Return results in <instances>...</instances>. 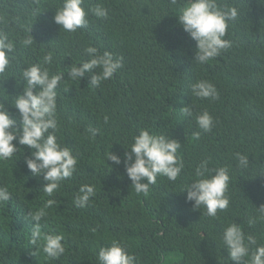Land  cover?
Returning <instances> with one entry per match:
<instances>
[{"label": "trees", "instance_id": "1", "mask_svg": "<svg viewBox=\"0 0 264 264\" xmlns=\"http://www.w3.org/2000/svg\"><path fill=\"white\" fill-rule=\"evenodd\" d=\"M218 2L237 9L224 37L230 46L200 64L196 42L177 23L186 0H84L86 11L103 3L109 15L89 13L75 32L54 21L62 0H0V32L14 43L10 65L0 73V104L16 115L12 98L22 93V71L30 65L62 72L56 135L79 156L78 171L53 197L44 195L43 177L27 168L30 149L0 160V187L10 191L0 204V264H98L99 247L112 239L126 245L138 264H235L221 242L230 223L264 244V0ZM29 38L32 44H25ZM88 46L122 57L113 78L96 88L90 81L98 69L78 81L67 71L88 59ZM49 53L51 64H44ZM200 79L214 84L215 99L192 94L190 86ZM185 107L194 115L184 114ZM205 110L213 117L207 132L195 120ZM88 128L99 130L92 139ZM142 128L176 140L184 165L177 181L158 178L147 197L135 193L123 163L114 165L105 155L123 157ZM237 152L247 156V167L238 166ZM205 161L209 169L229 168V206L215 217L193 209L186 191H178ZM80 183L96 186L85 208L72 203ZM47 199L56 203L46 210L42 231L65 237L66 252L55 261L30 243L36 223L30 213Z\"/></svg>", "mask_w": 264, "mask_h": 264}, {"label": "clouds", "instance_id": "2", "mask_svg": "<svg viewBox=\"0 0 264 264\" xmlns=\"http://www.w3.org/2000/svg\"><path fill=\"white\" fill-rule=\"evenodd\" d=\"M83 3L84 0H62L54 15L55 23L65 32H75L88 23L89 13L97 18H108L109 10L103 3H97L87 11L82 7ZM236 17L235 7L221 5L218 0H186L178 10L177 23L196 42L195 59L198 63L204 64L214 59L230 46V42L224 37L228 22ZM24 43L32 44L31 38ZM13 51L14 43L5 33L0 32V73L10 65ZM85 52L88 59L80 61V66L73 64L67 70L72 81H78L86 73L98 69L90 84L93 88L100 87L122 67V57L114 58L107 51L101 55L93 46L86 47ZM51 61L52 54L49 53L44 57L43 63L51 64ZM62 76V72L53 74L42 65L32 64L22 71L25 81L22 93L12 98L16 115L13 116L4 104H0V160L12 159L23 147L30 149V156L25 163L34 176H42L47 182L42 190L46 197H53L59 192L63 182L73 177L79 167L78 154H73L72 149L62 145L56 135V89ZM190 87L192 94L201 99L217 97L214 84L208 80H197ZM182 111L187 116L194 115L188 107ZM195 120L205 132L210 131L213 126V117L206 110L195 114ZM86 131L89 133L88 138L92 139L99 130L88 128ZM126 148L128 150L123 153V157L111 152H106L105 155L114 165L123 163L131 187L138 195L147 197L158 178L177 181L184 167L178 156L179 143L147 128H142L138 134L133 135ZM235 160L239 167L248 165L245 154L235 153ZM229 179L228 167L209 169L205 161L195 169L192 182L179 185L178 191H186L185 202H191L193 209H203L207 217H215L218 210H225L229 206L226 195ZM95 195L94 184L80 183L78 190L72 195V203L77 208H85ZM9 197V188L0 187V204ZM55 203L54 199H47L43 207L30 213L31 219L36 221L30 243L38 246L39 253L43 254L46 261L58 260L66 252L64 235L44 232L40 223L46 220L49 215L46 210L51 209ZM92 231L95 232L96 229ZM221 242L235 264H264V244L257 243L253 236L245 237L237 224L230 223L224 227ZM96 259L98 264H138L137 256L117 239L99 247Z\"/></svg>", "mask_w": 264, "mask_h": 264}]
</instances>
